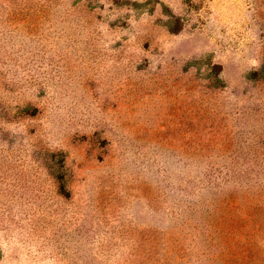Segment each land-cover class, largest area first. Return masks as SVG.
<instances>
[{"label": "rangeland", "instance_id": "obj_1", "mask_svg": "<svg viewBox=\"0 0 264 264\" xmlns=\"http://www.w3.org/2000/svg\"><path fill=\"white\" fill-rule=\"evenodd\" d=\"M0 264H264V0H0Z\"/></svg>", "mask_w": 264, "mask_h": 264}]
</instances>
